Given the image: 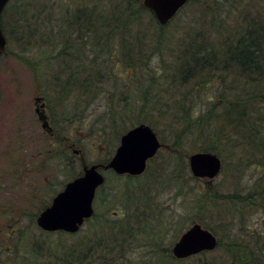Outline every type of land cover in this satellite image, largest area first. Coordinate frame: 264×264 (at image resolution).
I'll list each match as a JSON object with an SVG mask.
<instances>
[{
  "label": "trees",
  "instance_id": "trees-1",
  "mask_svg": "<svg viewBox=\"0 0 264 264\" xmlns=\"http://www.w3.org/2000/svg\"><path fill=\"white\" fill-rule=\"evenodd\" d=\"M44 1L10 0L2 11L1 27L6 36L26 30L28 36L20 37L38 49L53 46L48 57L56 60L60 75L35 72L39 83L45 79L58 92L53 98L47 93L42 98L46 105L57 104L67 133L58 129L56 135L57 129L52 127L49 144H61V134H66L87 140L92 137L98 145L106 126L124 132L144 122L162 142L150 160L159 158L153 174L179 170L178 177L186 179L193 177L183 148L192 136L203 138L201 149L219 155V146L225 144L221 141L234 149L240 147L244 160L239 157L236 168L253 172L245 182L235 179L234 190L218 199L206 196L207 189L213 191L211 187L196 188V209L200 211L201 203L207 209L202 224L218 235L215 249L220 258L205 255L193 263L191 257L197 254L176 258L169 247L154 251H160L164 264H264V223L253 219L259 210L264 214V0H212L213 8L200 9V16L194 12V1L188 0L165 24L155 22L142 0H85L87 4L72 8L38 4ZM146 10L150 16L146 12L142 16ZM205 17L199 25V19ZM45 57L44 51L43 60ZM72 94L73 104L69 101ZM98 97L105 100L104 110L94 119L82 120L78 105ZM200 99L203 101L197 105ZM98 119L103 129L94 131ZM62 160H57L61 169L65 167L59 161L67 171L75 166L70 155ZM148 168L149 163L144 172ZM35 169L42 170L40 166ZM114 174L117 180L141 176ZM41 182L46 183L43 178ZM132 201L119 198L114 216L123 222L101 219L102 226L90 230L92 238L98 239L78 240L63 264H105L111 261V252L119 256L114 264H127L121 252L133 237L122 228L128 218L141 217L138 208L131 210ZM35 216L30 212L28 217ZM10 233V237L15 235L14 230ZM38 255L43 256V251Z\"/></svg>",
  "mask_w": 264,
  "mask_h": 264
},
{
  "label": "rangeland",
  "instance_id": "rangeland-1",
  "mask_svg": "<svg viewBox=\"0 0 264 264\" xmlns=\"http://www.w3.org/2000/svg\"><path fill=\"white\" fill-rule=\"evenodd\" d=\"M193 1L194 12L199 16L201 15L200 9H208L209 6L213 8L215 5L212 0H203L204 3L201 0ZM78 3L87 4L85 0L81 2L80 0H46L38 4L72 8ZM35 8L36 6L32 8L33 10L29 9V13ZM144 13L145 15L151 14L146 10L142 12V16ZM204 20L207 18L199 19L198 24L200 25ZM216 21L219 22L218 16H216ZM10 30L12 29L9 27ZM154 30L151 27L150 31ZM25 31L23 29L14 30L13 35L6 36L5 51L0 55V264H54L55 262V264H63L62 260L66 258L70 247L74 246L78 240L85 242L88 238H92L93 234L90 230L95 229V226L97 228L102 226L101 219H104V222L113 220L123 222L119 217L117 219L114 216L119 198L125 201L133 199L131 210L138 208L141 215L140 218L124 219L128 222L122 229H125V233L128 232L130 239L133 237V241L126 250L121 252L124 255L123 260L127 264H164L161 262L160 251L157 253L154 249L162 250L165 247L171 249L173 243L186 228L193 222L202 224V221L207 218L205 215L207 209L202 207L203 203L199 205L200 211L196 209V188L211 187L213 191L207 189L209 193L206 196L210 198L214 195L218 199L234 190L237 186L235 179L239 178L245 182L246 177L250 173L253 174L250 168H236L238 158L244 160L240 147L234 149L225 141L219 142L225 143L218 145L220 157L224 160L225 166L223 171H220L210 181L206 178L196 180L195 178L178 177L179 170L172 172L159 170V176L154 175L155 166L159 163L158 157L147 161L148 170L143 175L139 174L141 176L136 180L124 178L117 180L112 170H106L104 174L107 179L102 188L97 189L93 200L95 213L93 218L85 221L73 234L42 230L36 223V217L43 208L49 205L51 197L64 186L66 181L72 179V177L69 178L70 175L73 174L75 177L83 172V164L105 163L114 153L123 131L108 126L103 129L98 119L93 123V127H95L94 131L103 129L104 136L100 144L97 145L92 137L87 140L85 137L84 139L66 137V134H61L64 138L61 144L54 146L49 144L48 132L41 126V121L34 110L35 97L41 96L42 98L47 93L50 98H53L58 92L51 90L49 82L42 79V84L47 88L45 91L44 86L37 79L36 72H40L43 76L50 75V73L59 74L60 68L56 67V60L48 57L52 53L53 46L38 49L32 41L20 37L21 34L28 36V32ZM38 50L41 52L39 53ZM44 51L46 57L43 60ZM196 91L197 88L194 89L195 94ZM71 99L73 104L75 101L73 94L69 101ZM200 101L201 99L196 104L201 105ZM84 104L86 102L78 105L77 113H81L82 120L85 118L91 120L104 110L105 100L98 97L90 100L85 106ZM58 108L54 102L47 103L45 106L50 125L54 131L57 129L56 135L60 134L58 129L67 133L64 122H61L62 115ZM192 137L184 146L186 150L183 148L187 155L185 159H188L191 153L203 150L199 147L204 143L203 138ZM227 150L232 154L230 155L229 152L226 154ZM234 150H237V153ZM68 155L71 156V161L75 163V166L67 171L64 163L59 161L60 166L65 167L63 169L57 166V160H62ZM39 166L42 168L40 171L35 169ZM19 168L25 170L19 171ZM190 176H192L191 173ZM42 178L46 181L45 184L41 182ZM238 185L243 186L241 182ZM126 190L128 193L124 195ZM30 212L36 213L33 219L28 217ZM258 212L253 215V219L264 223V214L262 215L260 210ZM11 230L15 233L13 237L8 235ZM128 230H131V234ZM137 234V238L134 237ZM216 236L218 239V235ZM101 242L103 245L106 243L105 240ZM41 250L44 255L39 257L37 253ZM205 255L220 258L218 250L213 249L206 251L204 255L197 253L192 256L193 263ZM108 257L111 261L105 264H114L119 258L113 252L108 254Z\"/></svg>",
  "mask_w": 264,
  "mask_h": 264
},
{
  "label": "water",
  "instance_id": "water-1",
  "mask_svg": "<svg viewBox=\"0 0 264 264\" xmlns=\"http://www.w3.org/2000/svg\"><path fill=\"white\" fill-rule=\"evenodd\" d=\"M9 0H0V17ZM187 0H142L161 24L170 20ZM6 37L0 22V54L5 50ZM35 113L41 126L51 131L44 103L36 96ZM162 146L151 125L141 122L128 128L120 135L119 143L108 161L103 164H83V172L68 180L36 217L37 225L46 231L62 230L76 232L93 212L96 189L103 184L105 170L117 174L137 175L142 173L149 158ZM188 164L194 176L212 180L221 169L219 157L211 151H197L188 156ZM217 243L216 235L199 223L186 228L173 243L171 252L176 258H185L203 250H212Z\"/></svg>",
  "mask_w": 264,
  "mask_h": 264
},
{
  "label": "bare ground",
  "instance_id": "bare-ground-1",
  "mask_svg": "<svg viewBox=\"0 0 264 264\" xmlns=\"http://www.w3.org/2000/svg\"><path fill=\"white\" fill-rule=\"evenodd\" d=\"M148 9V8H147ZM148 10H150V9H148ZM150 12L152 13V15H153V17H154V20H155V22L157 23V24H161V22L157 19V17L154 15V13L150 10ZM153 128V127H152ZM155 131V130H154ZM157 134V133H156ZM200 151H210V150H200ZM211 152H213L214 154H216L218 157H219V159H220V161H221V169H220V171H223V159L220 157V155L217 153V152H215V151H211ZM189 167V166H188ZM189 171H190V169H189ZM190 173H191V171H190ZM219 174V173H218ZM217 174V175H218ZM191 175L193 176V178H195L196 180H198L199 178H206V177H199V176H194L192 173H191ZM216 175V176H217ZM215 176V177H216ZM207 180H208V178H206ZM193 223H199V224H201L200 222H193ZM192 223V224H193ZM202 225V224H201ZM158 235V234H157ZM217 241H218V239H217ZM216 246H217V243H216ZM216 246H215V248H216ZM214 248V249H215ZM213 250V249H212Z\"/></svg>",
  "mask_w": 264,
  "mask_h": 264
},
{
  "label": "flooded vegetation",
  "instance_id": "flooded-vegetation-1",
  "mask_svg": "<svg viewBox=\"0 0 264 264\" xmlns=\"http://www.w3.org/2000/svg\"><path fill=\"white\" fill-rule=\"evenodd\" d=\"M45 102V101H44ZM45 105V104H44Z\"/></svg>",
  "mask_w": 264,
  "mask_h": 264
}]
</instances>
